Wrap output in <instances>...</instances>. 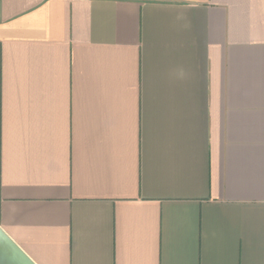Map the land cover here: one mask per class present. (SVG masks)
<instances>
[{
    "label": "crops",
    "instance_id": "1",
    "mask_svg": "<svg viewBox=\"0 0 264 264\" xmlns=\"http://www.w3.org/2000/svg\"><path fill=\"white\" fill-rule=\"evenodd\" d=\"M0 227L36 264H264V0H0Z\"/></svg>",
    "mask_w": 264,
    "mask_h": 264
},
{
    "label": "water",
    "instance_id": "2",
    "mask_svg": "<svg viewBox=\"0 0 264 264\" xmlns=\"http://www.w3.org/2000/svg\"><path fill=\"white\" fill-rule=\"evenodd\" d=\"M0 264H36L1 227Z\"/></svg>",
    "mask_w": 264,
    "mask_h": 264
}]
</instances>
